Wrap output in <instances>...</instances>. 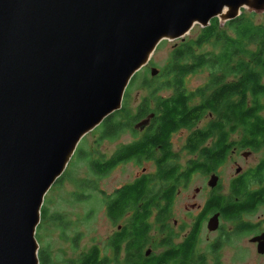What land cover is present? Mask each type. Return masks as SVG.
<instances>
[{
    "label": "water",
    "instance_id": "95a60500",
    "mask_svg": "<svg viewBox=\"0 0 264 264\" xmlns=\"http://www.w3.org/2000/svg\"><path fill=\"white\" fill-rule=\"evenodd\" d=\"M244 6L260 11L264 0H0V264L39 263L46 192L80 138L120 108L160 39Z\"/></svg>",
    "mask_w": 264,
    "mask_h": 264
},
{
    "label": "trees",
    "instance_id": "16d2710c",
    "mask_svg": "<svg viewBox=\"0 0 264 264\" xmlns=\"http://www.w3.org/2000/svg\"><path fill=\"white\" fill-rule=\"evenodd\" d=\"M253 11L240 12L232 19L220 23L216 17L209 20L205 26H200L198 34L192 40H180L171 50L165 65L157 76H163V86L171 88L168 96H154L149 91L150 98H142L133 114L126 120H120L127 111L128 89L136 81L139 71L130 79L124 90L119 109L108 114L95 128L102 137H116L126 128L134 132L129 125L153 113L149 120V135L140 141H134L118 148L108 158L89 161L94 173L104 174L111 170L119 161L150 154L158 146L168 157V139L179 128H188L195 124L204 114L210 113L213 119L209 126L196 128L189 132L184 147L194 153L200 149L199 157L193 164L196 169L205 165L216 166L224 159L232 133H238L237 141L240 147L256 150L264 145V24L251 19ZM264 14V12L262 13ZM211 43L216 51H197L195 48L204 43ZM206 67L209 75L206 81L194 90H187L184 77L199 68ZM144 67L141 68V70ZM152 77V78H154ZM142 84H150L153 79L142 77ZM197 97V99H196ZM149 99L154 100L150 106ZM208 137L214 142L208 150L204 142ZM255 168L246 169L236 181L242 182V187H234L235 196L241 189H247L249 182L264 175V158ZM63 174V173H62ZM62 176V175H61ZM60 176V177H61ZM60 177L57 178V182ZM145 188L143 178L135 179L115 190L105 198L106 214L111 220L119 218V213L125 208H134L135 212L129 222L110 236L108 246L114 255V260L122 250L123 264H159L169 259L172 252H165L162 257H148L143 263L145 224L143 206H137L142 199ZM262 194V193H261ZM260 193L249 191L244 202L229 203L227 217L236 215L243 208H253L257 202H263ZM258 195V197H257ZM47 216L45 206H41L40 218ZM126 240V241H125ZM123 241L125 245L121 247ZM188 243H192L190 240ZM38 264H52L50 254L43 247L38 248ZM110 259L101 253L97 245H92L81 253L79 258L69 264H109ZM117 262V261H115Z\"/></svg>",
    "mask_w": 264,
    "mask_h": 264
},
{
    "label": "rangeland",
    "instance_id": "374dc122",
    "mask_svg": "<svg viewBox=\"0 0 264 264\" xmlns=\"http://www.w3.org/2000/svg\"><path fill=\"white\" fill-rule=\"evenodd\" d=\"M248 13L253 11L251 19L256 23L264 24V8L256 11L249 7H240L239 12ZM218 20L219 19L217 17ZM200 25L194 23L188 32L183 35V38L167 39L162 38L156 45L150 55L149 61L139 69L136 81L129 87L127 96V111L123 112L120 120L128 119L129 115L136 110L138 102L142 98H150L149 91L157 90L153 93L154 96L163 97L171 94V88L163 86V76H151L149 66H154L158 71L165 65L171 50L180 40H192L198 34ZM197 51H216L213 45L209 42L196 47ZM209 71L206 67L199 68L195 72L188 73L185 77V87L187 90H194L201 86L207 79ZM158 74V72L156 73ZM142 77L153 79L150 84H142ZM154 77V78H152ZM264 80V79H263ZM197 99V97H196ZM150 106H154V100L149 99ZM264 114V110L262 111ZM213 115L204 114L195 124L188 128H179L175 131L169 141L170 148L179 157V162H184L189 157H194L184 151L183 145L186 136L190 131L196 128H205L209 126V122L213 119ZM135 122H130L129 125L134 127ZM144 130L134 128V132L129 128L121 131L118 136L102 137L98 128H94L86 132L79 140L77 147L71 156L62 176L57 182H54L44 196L43 206L46 207L47 216L40 218L35 230V237L38 247H43L49 252L52 264H69L79 258V255L87 251L92 245H97L101 253L105 254L111 260L109 264H123L122 250L114 260V255L108 246V239L116 229L117 223L126 222L125 218H121L118 222H111L106 214L105 198L112 194L113 190L121 186L125 182H130L141 171L142 166L146 170L155 172L154 161H128L115 166L104 174L94 173L89 161L101 158H107L113 150L121 144L132 141L133 138H141ZM212 138V137H211ZM212 141L214 138L211 139ZM238 133H232L229 138L230 146L228 151L219 166L221 179L227 184V180L235 172L236 165L241 169L246 170L253 168L256 162L264 157V145L256 150L240 147L238 144ZM208 143V142H207ZM204 142V146L207 145ZM207 147V146H206ZM245 152V157L242 153ZM237 162V163H235ZM209 165L206 170L200 174H196L192 179L188 188L181 189V192L176 195L174 209H172V217H180L184 211V205L192 199L187 198L192 192L194 186L199 185L202 180H206L211 172ZM198 197L196 201H200ZM264 212L263 208H259L256 212H251L243 216V220L248 222H256L257 215ZM229 224L228 226H230ZM150 239L157 238L156 226L154 223L150 226ZM213 235V234H208ZM199 240L200 245L206 244L203 234ZM229 244V243H228ZM233 247H225L222 250V259L226 260V264H251L253 257L252 253L246 250L248 242L245 235H237L230 242ZM236 246L243 249L240 259L229 260ZM144 249L146 247H143ZM157 250L158 247H151ZM240 253V252H239ZM218 254L221 255L219 252ZM117 261V262H115Z\"/></svg>",
    "mask_w": 264,
    "mask_h": 264
},
{
    "label": "flooded vegetation",
    "instance_id": "af4514ba",
    "mask_svg": "<svg viewBox=\"0 0 264 264\" xmlns=\"http://www.w3.org/2000/svg\"><path fill=\"white\" fill-rule=\"evenodd\" d=\"M208 114L210 113L208 112ZM149 128L148 122V124L141 129L144 130L141 138H133L132 141L117 146L111 155L118 148L126 144L146 138L149 135L147 132ZM169 139L168 143L170 144ZM211 139V137H208L205 140L206 143L208 142L206 145L208 150L214 142V140L212 141ZM184 145V151L194 156L186 159L185 163L179 162V157L170 147L167 150L168 157L164 158V151L156 146L150 154L146 153L128 160L119 161L115 165L117 166L123 162L137 160L139 162L154 161L155 172L148 171L145 166H142L141 171L137 173L130 182H125L121 185L123 186L131 183L138 178L144 179L145 188L141 194L142 199L137 204L138 207L143 206L144 209L145 242L143 247L146 248H143L141 262L143 263L148 257H162L165 252L171 251L172 256L165 261L161 260L159 264H226V260L224 261V259H222V250H224L225 247H233V245L230 244L231 240L237 235H245L246 233V240L249 244L246 250L252 253L251 255L253 257L251 264H264V212L257 215L256 222L243 220L244 215L256 212L259 208L264 209V203H259L258 201L253 208H243L239 213L230 217H227L223 213L226 212L229 203L235 202L240 204L244 202L249 191L256 192L257 194L262 193L261 198L264 199V175H262V178L258 176L255 180L249 182L248 188L238 190L240 194L235 196L233 188L242 187L243 185L242 182L236 181L235 178L245 170L241 169L239 165H236L234 174L227 180V184H225L218 171L222 162L214 167L209 164L211 168V172L208 175L209 177L192 188V192L187 196V198L192 200L183 206L184 211H182V215L178 218L171 216L172 209L175 208L174 202L176 195L181 192V189L188 188L191 179L196 174L204 172L208 166L205 165L204 168L198 169L193 167L191 162H194L197 158L199 161H202V157H199L200 149L191 153ZM244 153L245 152L242 153V156L245 157ZM263 158L264 157H261L256 162L253 167L255 168L254 170L257 171L256 168ZM238 167L239 170L236 171ZM211 175L217 177L212 185L210 180ZM121 186L113 190L111 198L114 197L115 190ZM198 197L201 198L200 201H196ZM134 212L135 209L128 206L119 213V218L116 220L111 218V222H118L121 218H125L124 220H126V222L116 224V229L111 236H113L115 232L120 231L126 223L129 222ZM214 215H216V226L211 229L208 227V224L210 218ZM152 223L155 224L157 232V238L154 241L150 239L149 234ZM229 224L231 225L228 226ZM202 234L206 244L200 245L199 240ZM208 234L213 235L209 236ZM190 240L192 241L191 244L188 243ZM125 241H123L121 247L125 245ZM155 245L158 247L157 250L151 248ZM219 252L221 255L218 254ZM242 252L243 249L236 246L229 260L234 261L242 258Z\"/></svg>",
    "mask_w": 264,
    "mask_h": 264
},
{
    "label": "bare ground",
    "instance_id": "6f19581e",
    "mask_svg": "<svg viewBox=\"0 0 264 264\" xmlns=\"http://www.w3.org/2000/svg\"><path fill=\"white\" fill-rule=\"evenodd\" d=\"M228 11V8L227 7H223L221 10H220V12H218V16L219 17H223L224 16V14H225V12H227Z\"/></svg>",
    "mask_w": 264,
    "mask_h": 264
}]
</instances>
